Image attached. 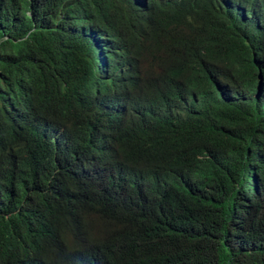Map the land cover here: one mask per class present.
I'll use <instances>...</instances> for the list:
<instances>
[{"label":"trees","instance_id":"trees-1","mask_svg":"<svg viewBox=\"0 0 264 264\" xmlns=\"http://www.w3.org/2000/svg\"><path fill=\"white\" fill-rule=\"evenodd\" d=\"M0 136V264H264V0H0Z\"/></svg>","mask_w":264,"mask_h":264},{"label":"clouds","instance_id":"clouds-1","mask_svg":"<svg viewBox=\"0 0 264 264\" xmlns=\"http://www.w3.org/2000/svg\"><path fill=\"white\" fill-rule=\"evenodd\" d=\"M99 93H100V87H98V88L95 89V85L93 86V89L91 91H89V95L91 96L92 99L97 98V96L99 95ZM104 106L106 108L107 107L108 108H111L112 107V105H110V104H105ZM0 151L5 152V148H4V145H3V141H2V137L1 136H0ZM88 214L91 215V216H93V214L91 212H88ZM82 216H83V214H81L80 217L76 221H74L73 223H69L68 225H72L73 226L74 224H77L78 227L80 226V228H81Z\"/></svg>","mask_w":264,"mask_h":264}]
</instances>
